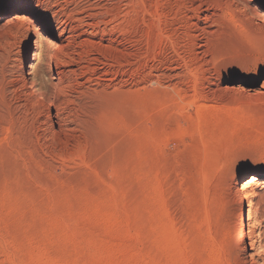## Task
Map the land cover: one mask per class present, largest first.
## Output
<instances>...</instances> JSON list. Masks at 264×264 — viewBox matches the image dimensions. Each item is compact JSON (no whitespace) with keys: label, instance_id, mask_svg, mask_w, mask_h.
I'll return each mask as SVG.
<instances>
[{"label":"rangeland","instance_id":"374dc122","mask_svg":"<svg viewBox=\"0 0 264 264\" xmlns=\"http://www.w3.org/2000/svg\"><path fill=\"white\" fill-rule=\"evenodd\" d=\"M242 2L0 0V264H263L264 0ZM36 50L75 70L53 104L22 82Z\"/></svg>","mask_w":264,"mask_h":264},{"label":"bare ground","instance_id":"6f19581e","mask_svg":"<svg viewBox=\"0 0 264 264\" xmlns=\"http://www.w3.org/2000/svg\"><path fill=\"white\" fill-rule=\"evenodd\" d=\"M242 4L244 6V10H250V2L249 0H242ZM254 20L261 21V23L264 24V16L263 18L260 17H254ZM261 28V27H260ZM35 37L34 43L37 45L40 38L42 37V34L40 31H35ZM62 39V38H61ZM65 40H61L62 43H64ZM67 41V40H66ZM69 42V41H67ZM31 44L30 39L27 42V47L25 50L26 54H29L28 52V46ZM69 45V44H68ZM67 46V44H66ZM38 47V46H36ZM61 47V46H60ZM62 47H65V43L62 44ZM34 57L39 58V64H43L44 66V72H43V79L42 81H38L35 78V75L33 74V70H28L29 77L28 79L26 77H22V82L27 87V91L29 95H32L37 100V103H43V102H49L50 104H53L55 100L57 99L58 95L63 92L66 88L70 86V82L68 81L67 72L71 73L75 70H64L61 69L63 65H68L70 62L67 61L66 58L59 59L58 55H50L48 50L42 51V50H36L33 53ZM37 65V67H38ZM30 68H32L31 64L29 63ZM40 66V65H39ZM42 66V65H41ZM62 94V93H61ZM57 102V101H56ZM59 102V101H58ZM61 103V102H60ZM57 104V103H56ZM59 104V103H58ZM56 106V105H55ZM59 106V105H58ZM58 108V107H56ZM252 249V247H250ZM254 254L252 251L249 252V256L252 257ZM264 264V262H263Z\"/></svg>","mask_w":264,"mask_h":264}]
</instances>
